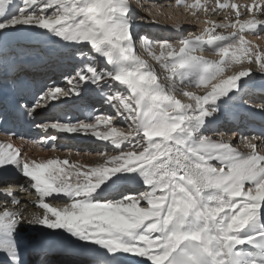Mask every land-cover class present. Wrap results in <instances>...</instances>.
I'll return each instance as SVG.
<instances>
[{
	"label": "snow or ice",
	"instance_id": "1",
	"mask_svg": "<svg viewBox=\"0 0 264 264\" xmlns=\"http://www.w3.org/2000/svg\"><path fill=\"white\" fill-rule=\"evenodd\" d=\"M175 6L203 27L172 42L136 35L132 0H0V39L42 30L80 62L64 86L46 85L21 106L28 118L81 96L85 86L113 109L39 123L48 133L42 141L21 137L18 146L11 132L0 141V174L14 170L35 196L29 210L11 187L0 188L6 264H24L17 237L29 230H49L45 242L67 234L92 246L94 259L76 264H264V132L226 139L209 131L222 105L249 88L255 73L244 64L264 75V49L246 35L264 27V0ZM205 50L217 59L197 54ZM54 133L91 135L113 153L100 152L93 163L26 154L28 144L49 150Z\"/></svg>",
	"mask_w": 264,
	"mask_h": 264
},
{
	"label": "bare ground",
	"instance_id": "2",
	"mask_svg": "<svg viewBox=\"0 0 264 264\" xmlns=\"http://www.w3.org/2000/svg\"><path fill=\"white\" fill-rule=\"evenodd\" d=\"M137 1V0H135ZM147 2L146 8H152L153 12L150 13L152 16L156 17L157 20H151L148 18L141 19L142 16L138 17L136 16V19L134 21V32L140 36V35H149L151 33L153 40H169L172 42H176L181 36H187L191 33H198L199 30L203 27V23H197V21L192 18L190 15H188L185 10L182 7L175 6V0H145ZM212 4H214V0H210ZM234 2L239 4L249 3L250 0H234ZM137 4V3H136ZM138 5V4H137ZM137 13L136 10V15ZM209 18L215 19V20H221L223 17L220 16H210ZM204 19V16L201 15V21ZM261 19H264V17H261ZM185 21H191L193 24L190 23V25L185 23ZM194 22L196 24H194ZM177 23H182L183 30L180 32H177L173 30L171 27L172 25H175ZM21 34H25L27 32V37H25V41L19 42L18 44H15L13 46V50L10 53V60L12 58L27 63L25 67H28L31 65V63L35 60V57L33 55L36 54L37 57L41 59H46L49 57L50 54L53 53H67L70 48H66L63 44V42H59L58 38H53V41H56V46L50 42L49 38H51L49 35L42 34V30H23L20 31ZM20 32H15L16 35ZM247 39L251 41L254 45L259 46L260 49H264V27L258 29L257 33L255 34H246ZM151 38V37H150ZM41 42L44 43L46 48H43V45L41 49H36V51H23V46L30 48L33 46L34 43ZM51 44V45H50ZM139 45V44H138ZM18 46V47H17ZM33 49V48H32ZM66 49V50H65ZM73 50V49H72ZM74 51V50H73ZM200 54L209 59H217L216 56L212 54L210 50H205L200 52ZM199 55V54H198ZM65 56V55H64ZM78 60V59H77ZM2 61V59H0ZM59 61V60H58ZM79 62V61H78ZM75 63V62H74ZM74 63H69L68 67L69 72H67L66 76L74 75V71L72 69ZM247 64V63H245ZM244 64V67L247 68ZM254 65V64H253ZM66 65L62 64L60 62H55L53 65H50L49 67H44L46 69H42L40 71V67L36 68L35 71L29 70L31 75H34L35 77H49L50 83H55L60 86L65 85V76L62 79H59V74L66 70ZM79 65H77L78 67ZM65 67V68H64ZM53 68V70H52ZM76 69V68H75ZM18 71V69L16 70ZM253 72L255 73L253 76L252 81L250 82L249 88L245 91L239 94L233 101H230L227 105H222L223 112L221 114V120L220 123L217 124L218 118L209 125V131H219V132H225L230 137L231 133L236 132L241 135H249L251 133L246 127H242L239 125L236 120H233L232 116L235 114H238L239 112L245 115H248L250 113L249 108L246 104H249L250 109L251 107L253 109L264 108V95L257 93L256 89L264 87V75H261L256 72V66L254 65ZM53 74H55L54 77H51ZM57 74V75H56ZM53 80H56L54 82ZM166 83V82H165ZM99 93L97 91L93 90V86H85L83 90V94L79 97H72L70 98L66 103L60 104L58 107L49 108L48 111L43 113H37L35 116V121L30 128L24 130V140L28 141H42L45 136L48 135V133H45L40 128L36 127L37 124L42 122H48L52 120H61L58 114H55L54 111H65L67 113V117L70 116V119L74 117L73 121L76 120H84V113L86 111H93L88 110V103L91 104L89 107H95L98 106L96 102L98 101ZM81 101V102H80ZM67 108L65 107V105ZM77 106H80V108H77ZM64 108V109H63ZM69 108L72 110L69 111ZM67 109V110H66ZM96 114H100L101 112H93ZM103 113V112H102ZM220 116V115H219ZM218 116V117H219ZM69 119V118H68ZM227 119V120H225ZM235 122V123H233ZM216 123V124H215ZM213 125L214 129L210 130V126ZM51 131V130H49ZM57 136V139L54 142H49L48 149L49 150H42L39 147L33 146L31 144L25 145L26 154L30 157L34 158H47V157H53V156H59L61 158L69 156L71 154L70 158L73 160H79L85 163H93L96 162L99 159L98 153L100 152H108L109 154L113 153L112 146L104 141H100L91 135H84V134H67V133H54ZM227 137V136H226ZM225 137V138H226ZM7 137L0 135V141L6 140ZM227 139V138H226ZM13 141L16 145H21L22 140L21 138H14ZM235 143V140H234ZM55 147V150H51L52 147ZM24 178L21 177L17 172H15L12 169H9L7 173L0 174V188L3 187H11L12 190L16 193L17 198L21 199L24 203L28 204L29 210L32 209L31 201L35 199V196L29 192L23 191L20 188V185L23 183ZM6 181V183H5ZM129 188H139L140 185L137 183H131L128 185ZM4 202V197L0 196V203ZM49 232V230H44L43 232L35 231V230H29L27 232H21L18 235V241L20 243V252L23 250L24 247L22 245L23 242H28L30 240H33L36 238L37 234L39 233H45ZM74 241L75 238H74ZM26 253V250L25 252ZM22 254V253H21ZM24 264H30L28 256L26 259H23L21 257ZM46 258V256H43L41 258L42 262ZM0 264H6V258L2 253H0ZM76 264V263H75Z\"/></svg>",
	"mask_w": 264,
	"mask_h": 264
},
{
	"label": "rangeland",
	"instance_id": "3",
	"mask_svg": "<svg viewBox=\"0 0 264 264\" xmlns=\"http://www.w3.org/2000/svg\"><path fill=\"white\" fill-rule=\"evenodd\" d=\"M141 2L142 3H144V5H145V7H147V2H145V0H141ZM137 3V1H135V0H132V4H133V6L135 7V9L137 10V13L139 12V14H137L136 15V13H135V15L137 16V18L138 17H140V16H142V18L141 19H145V18H148V19H151V20H157L156 19V17H154V16H152L149 12H147L144 8H141L140 6H139V4L137 5L136 4ZM185 23L187 24H189L190 25V23L191 24H193L191 21H185ZM194 24H196L195 22H194ZM136 35H138V33L136 34ZM146 36H147V34H146ZM148 37H151L152 38V36H151V33H149V35H148ZM53 38L54 37H51V38H49V40H50V42H52V44H56V41L54 40L53 41ZM152 39H154V38H152ZM41 43V42H40ZM44 44V43H43ZM42 44V45H43ZM139 43H137V50H138V53L141 55V56H143L145 59H149V62L150 63H152L153 65H154V67H155V69H156V71L158 72V73H160V75H161V77L163 78V76H164V72H163V70L161 69V67L155 62V61H151L150 60V58L148 57V55H147V53L146 52H144L141 48H140V45H138ZM35 45H37V43H34L33 44V46H35ZM51 45V44H50ZM32 46V47H33ZM27 48V47H26ZM31 48V47H30ZM72 49H70L69 51H67V53H65V57L66 58H64V60L66 61V63H65V67H66V70L65 71H63L62 72V75H61V73H60V76H59V78L60 79H62V78H64V76L66 77V74H67V72H69V69H68V67L70 68V66L67 64V63H69V57H70V55H72L71 53H72ZM83 51L85 52V54H87V48H84L83 49ZM157 51H158V49H157ZM197 54H199V55H201L200 54V52H198ZM203 56H205V55H203ZM62 58V54L60 53H57V56L54 58V60L56 61V62H58V58ZM68 61V62H67ZM79 63L80 62H77V63H74V64H72L73 65V68L75 69V68H77V65H79ZM245 66L246 67H251L252 69L254 68V65H249V64H245ZM64 67V68H65ZM74 69H72L73 71H74ZM69 76V75H68ZM48 79H50L49 77H47L45 80L47 81V85H50V83H49V80ZM65 79V78H64ZM164 82H167V81H164ZM65 84H66V82H65ZM93 90L94 91H96L95 90V88L93 87ZM181 99H184L183 97H180ZM81 102V101H80ZM86 103H89L88 101L86 102ZM245 105H247V107H250L249 106V104H246V102H245ZM67 106H69L68 104L67 105H65V107L67 108ZM252 108V107H251ZM64 109V108H63ZM49 110V109H48ZM67 110V109H66ZM72 109L71 108H69V111H71ZM45 113L46 112V110H38L37 111V113ZM36 113V114H37ZM219 118H221V115L218 117V119ZM225 120H227V119H225ZM220 121V119L218 120V122ZM40 123V122H39ZM125 127H126V125H125ZM211 129H214V127H213V125H211L210 126V130ZM227 137L226 138H229V136L228 135H226ZM235 142H237V141H235Z\"/></svg>",
	"mask_w": 264,
	"mask_h": 264
}]
</instances>
